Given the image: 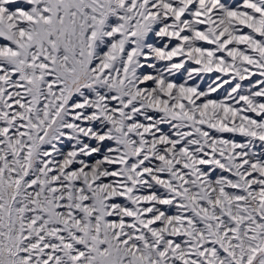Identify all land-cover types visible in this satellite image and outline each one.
Wrapping results in <instances>:
<instances>
[{
  "label": "snow or ice",
  "instance_id": "6c2138e0",
  "mask_svg": "<svg viewBox=\"0 0 264 264\" xmlns=\"http://www.w3.org/2000/svg\"><path fill=\"white\" fill-rule=\"evenodd\" d=\"M0 264H264V0H0Z\"/></svg>",
  "mask_w": 264,
  "mask_h": 264
}]
</instances>
